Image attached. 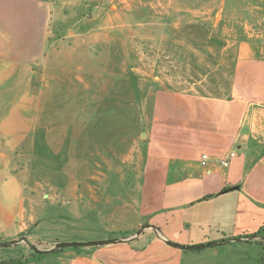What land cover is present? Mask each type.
Masks as SVG:
<instances>
[{
	"label": "rangeland",
	"instance_id": "rangeland-1",
	"mask_svg": "<svg viewBox=\"0 0 264 264\" xmlns=\"http://www.w3.org/2000/svg\"><path fill=\"white\" fill-rule=\"evenodd\" d=\"M43 1L48 7L41 6L40 13L28 7L29 13L18 16L32 26L35 51L41 54L33 65L37 123L21 150L18 170L35 224L22 237L52 245L93 243L106 237L105 219L136 221L134 200L141 190L131 187L141 179L146 150L138 124L151 118L155 92L224 97L235 41L244 25L257 28L259 18L240 14L248 6L244 0ZM234 9L238 14L230 13ZM260 25L263 29L264 22ZM132 150L134 178L128 179ZM104 168L114 171L101 175L94 203L86 195L93 189L75 183L97 178ZM118 168L124 181L115 179ZM124 201L131 204L126 207ZM120 225L106 224L116 226L114 235L133 231ZM257 241L264 248V240ZM25 247L3 249L5 259L19 264L15 258ZM30 250L36 261L58 253Z\"/></svg>",
	"mask_w": 264,
	"mask_h": 264
},
{
	"label": "crops",
	"instance_id": "crops-1",
	"mask_svg": "<svg viewBox=\"0 0 264 264\" xmlns=\"http://www.w3.org/2000/svg\"><path fill=\"white\" fill-rule=\"evenodd\" d=\"M244 1L248 6L240 14H258L259 26L244 25L242 37L235 41L236 58L225 96L156 91L151 118L139 120L146 150L141 179L134 180L131 187L141 190L134 200L136 221L130 225L124 216L119 222L117 217L104 220L121 224V230L129 225L128 230L133 231L114 235L116 226L105 224L106 237L93 241L102 242L100 245L60 250L48 261H36L28 245L6 244L25 236L35 224L18 170L21 150L37 123L33 65L41 54L35 51L32 26L18 16L29 9L40 13V7L48 4L43 0H0V264H12L3 249L21 245L26 247L23 256L15 258L19 264H256L258 246L254 240H243L264 226V26L261 29L260 25L264 0ZM230 13L238 14L235 9ZM229 152L235 156L222 166L220 160ZM132 153L128 179L134 178ZM113 171L104 168L97 178H79L75 184L93 189L86 193L87 198L98 203L101 175ZM114 173L115 179L124 181L123 168ZM130 204L123 202L126 207ZM145 225L159 236L145 229L130 241L105 243L131 238ZM233 239L236 241H229ZM164 240L181 246H209L185 251ZM222 241L226 242L214 244Z\"/></svg>",
	"mask_w": 264,
	"mask_h": 264
},
{
	"label": "water",
	"instance_id": "water-1",
	"mask_svg": "<svg viewBox=\"0 0 264 264\" xmlns=\"http://www.w3.org/2000/svg\"><path fill=\"white\" fill-rule=\"evenodd\" d=\"M145 229H151L157 236H159L158 232L154 228H152V227H150L148 225H145L142 228H140V230H138L131 238L122 239V240H111V241H106L105 243L109 244V243H115V242L130 241V240L138 237ZM256 239H259V238L258 237H248V238H244L243 241L250 242V241H253V240H256ZM229 241H236V239L229 240ZM165 242L167 244H170V245L178 248V249L185 250V251L198 250V249H202L204 247L209 246V244L198 245V246H181V245L172 244V243L167 242V241H165ZM225 242L226 241L215 242L214 244L215 245H220V244L225 243ZM19 243H24V244L28 245L36 253H39V254H51V253L58 252L59 250H62L63 248L70 247V246H87V245L95 246V245H100L102 242H93V243L91 242V243H85V244L59 243V244H55V245L49 246L47 249H40L35 244L30 243L25 237H21L19 240L11 242V243H8L6 245L12 246V245L19 244Z\"/></svg>",
	"mask_w": 264,
	"mask_h": 264
},
{
	"label": "trees",
	"instance_id": "trees-1",
	"mask_svg": "<svg viewBox=\"0 0 264 264\" xmlns=\"http://www.w3.org/2000/svg\"><path fill=\"white\" fill-rule=\"evenodd\" d=\"M248 237H258L259 239L264 240V226L261 227L255 234H253L251 236H248ZM248 237H245V238H248ZM256 245L258 247H262V244L260 243V241H257ZM257 264H264V248L263 247L260 248V252L258 254V262H257Z\"/></svg>",
	"mask_w": 264,
	"mask_h": 264
},
{
	"label": "built area",
	"instance_id": "built-area-1",
	"mask_svg": "<svg viewBox=\"0 0 264 264\" xmlns=\"http://www.w3.org/2000/svg\"><path fill=\"white\" fill-rule=\"evenodd\" d=\"M234 156H235V153L234 152H229L226 156H224L223 158H221L220 164L222 166H227L228 165V162H229V159L233 158ZM201 158H202L203 161H206L208 159L206 154H203L201 156Z\"/></svg>",
	"mask_w": 264,
	"mask_h": 264
}]
</instances>
